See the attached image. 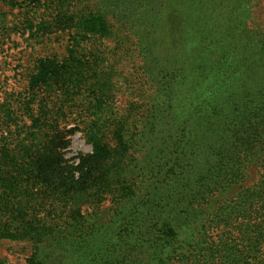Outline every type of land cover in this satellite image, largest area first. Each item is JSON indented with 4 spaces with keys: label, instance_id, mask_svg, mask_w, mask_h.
Listing matches in <instances>:
<instances>
[{
    "label": "trees",
    "instance_id": "16d2710c",
    "mask_svg": "<svg viewBox=\"0 0 264 264\" xmlns=\"http://www.w3.org/2000/svg\"><path fill=\"white\" fill-rule=\"evenodd\" d=\"M125 1L67 18L71 62L39 61L28 85L51 79L68 92L82 75L76 48L114 39L138 58L149 108L105 109L107 126L76 164L47 134L44 105L30 112L31 140L1 136L0 241L30 240L43 254L85 246L90 264H264V30L250 26L254 0Z\"/></svg>",
    "mask_w": 264,
    "mask_h": 264
},
{
    "label": "rangeland",
    "instance_id": "374dc122",
    "mask_svg": "<svg viewBox=\"0 0 264 264\" xmlns=\"http://www.w3.org/2000/svg\"><path fill=\"white\" fill-rule=\"evenodd\" d=\"M106 3L120 9L126 5L125 0H0V137L9 136L12 145L22 139L24 142L31 140L30 136L26 137L34 130L31 129L30 112L40 115V106L44 105L51 126L46 127L47 134H54L59 143V156L76 164L91 153L95 127L107 126V117L111 115H104L107 109L115 114L113 117H122L132 102H136L133 108H149V99L141 94L144 89L140 84L138 58L134 54L124 57L114 39L89 41L76 48L74 62L82 75L75 77L77 82L68 83V92H60L58 83L51 79L38 88L28 85L37 73L39 61L51 58L54 63L71 62L68 50L75 29L68 24L67 18L74 20L81 12L95 8L105 11ZM251 7L250 26H260L264 30V0H254ZM98 56L103 63L97 62ZM94 62L101 74L94 75ZM101 98L108 108L103 107ZM160 102L162 98H157L149 105ZM100 113L103 116L98 120ZM110 129L112 126L104 129L107 142L112 138ZM113 140L108 143L114 144ZM161 140L162 143L165 141ZM139 146L150 147L141 143ZM132 155L133 158L137 156ZM138 157L139 154L137 163ZM251 175L249 182L255 178V174ZM109 205L104 201L101 206L105 215ZM82 212L87 215L91 210ZM34 247L30 240H1L0 264L87 262V256L83 254L85 246L71 252L50 250L44 254L36 253Z\"/></svg>",
    "mask_w": 264,
    "mask_h": 264
}]
</instances>
